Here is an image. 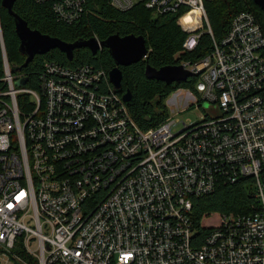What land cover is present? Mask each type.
Here are the masks:
<instances>
[{
	"label": "built area",
	"instance_id": "2783aa9c",
	"mask_svg": "<svg viewBox=\"0 0 264 264\" xmlns=\"http://www.w3.org/2000/svg\"><path fill=\"white\" fill-rule=\"evenodd\" d=\"M156 15L191 8L213 49L195 73L202 121L145 130L95 64L43 63L37 86L9 61L0 21V264H264V28L245 10L217 38L213 0H106ZM77 23L93 0H37ZM99 40V39H98ZM100 42V40L98 41ZM180 53H178L179 55ZM27 84L20 85L23 79ZM186 107L183 111L188 110ZM249 179L248 213L222 214L199 236L197 199Z\"/></svg>",
	"mask_w": 264,
	"mask_h": 264
},
{
	"label": "trees",
	"instance_id": "16d2710c",
	"mask_svg": "<svg viewBox=\"0 0 264 264\" xmlns=\"http://www.w3.org/2000/svg\"><path fill=\"white\" fill-rule=\"evenodd\" d=\"M3 1L0 0V21L3 27L5 49L9 55V61L15 70L19 71L27 56L20 52L21 39L16 33L17 26L10 10L2 6ZM93 2H95L94 6L92 5L94 11L85 14L81 20L71 25L60 22L50 4H40L37 0H18L13 10L33 30L37 29L43 34L67 42H75L78 39L90 40L92 37L105 41L116 34L124 37L134 34L145 36L147 47L150 48L148 58L129 67L121 66L124 79L122 88L118 92L121 95L129 90L133 92V98L127 104L132 117L141 128L148 130L159 126L170 115L166 99L181 87L190 88L197 93L195 87L197 78L193 76L186 83L178 82L168 85L166 82L148 79L145 75L146 67L151 64L160 69L163 66L181 65L184 62H198L203 59L213 49L212 36L207 32L201 37L195 51L181 52L184 48L183 43L192 32H200L202 27H207L205 17L199 12L192 11L191 8L182 9L173 15H156L144 5L122 11L108 5L106 0H93ZM245 10L256 14L264 28V12L253 0H213L206 3L212 30L217 38L221 39L229 33L234 17ZM110 54L108 48L97 55L88 48H78L73 60H69L65 52L52 49L47 55L38 54L29 67H25L22 72L29 77L30 87L35 88L45 61L53 60L68 67L87 63L95 64L97 68L110 72L117 67ZM3 59L0 47V79L4 73ZM249 182H251L249 179H240L237 184H225L211 195L197 199L193 213L201 238L211 230L210 225L206 224L207 220L215 219L214 223H216L222 214L249 212L250 206L256 202L253 187Z\"/></svg>",
	"mask_w": 264,
	"mask_h": 264
},
{
	"label": "water",
	"instance_id": "95a60500",
	"mask_svg": "<svg viewBox=\"0 0 264 264\" xmlns=\"http://www.w3.org/2000/svg\"><path fill=\"white\" fill-rule=\"evenodd\" d=\"M17 1L18 0H4L2 6L8 8L13 15L17 26L16 33L21 39L20 52L25 53L27 56L22 67L18 69L19 71H23L25 67L28 68L29 64L38 54L47 55L52 49L60 50L63 53L65 52L67 58L73 60L75 51L78 50V48H88L96 55L108 48L111 57L117 64V67L109 72V76H111V83L114 88L120 91L124 79L121 66L129 67L148 58L150 48L147 47V38L145 36H138L137 34L125 37L121 34H116L100 42H98L99 40L95 37H92L90 40L78 39V41L75 42H67L66 40L43 34L37 29L33 30L29 24L13 10V6ZM253 1L264 12V0ZM145 75H147L148 79L166 82L168 85H171L178 82L186 83L195 76V73L187 70L183 64L163 66L160 69L149 64L148 67H146ZM28 81V79L23 78L19 84L23 86V84H27ZM123 98L126 103H130L133 98V92L129 90L124 94Z\"/></svg>",
	"mask_w": 264,
	"mask_h": 264
},
{
	"label": "rangeland",
	"instance_id": "374dc122",
	"mask_svg": "<svg viewBox=\"0 0 264 264\" xmlns=\"http://www.w3.org/2000/svg\"><path fill=\"white\" fill-rule=\"evenodd\" d=\"M193 98H197L195 91L187 87H181L178 91L171 94L166 102L168 104L169 114L172 117H175L179 122L177 126L173 128L175 132L180 131V128H183L184 124H191L194 122L202 121L206 116L204 109L208 107V103L203 107H200L196 104V101ZM186 107L188 110L183 111ZM215 222V219L207 220V225H212Z\"/></svg>",
	"mask_w": 264,
	"mask_h": 264
}]
</instances>
